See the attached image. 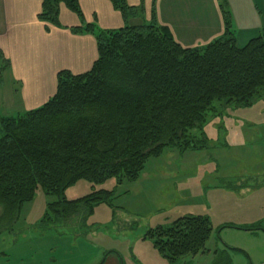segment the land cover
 Masks as SVG:
<instances>
[{
    "label": "trees",
    "instance_id": "obj_1",
    "mask_svg": "<svg viewBox=\"0 0 264 264\" xmlns=\"http://www.w3.org/2000/svg\"><path fill=\"white\" fill-rule=\"evenodd\" d=\"M78 1L42 0L37 18L59 28L64 6L81 19ZM108 1L124 26L97 34L92 25L85 26L97 48L91 69L81 75L60 71L56 92L45 104L0 116L1 231L11 229L37 189L56 199L44 215L49 227L67 224L81 211L89 215L99 204L111 207L114 190L93 188L72 201L65 199V191L79 181L99 186L114 179L116 187L134 182L148 159L164 150H203L208 113H215L216 106L250 108L264 90V28L237 46L224 0H218L222 36L198 48L181 47L167 28L156 24L153 13L148 24L127 25L142 8L130 7L126 0ZM8 68L0 53V85ZM225 228L264 231L259 225H223L217 231ZM211 233L207 217L187 215L145 237L173 264L203 253Z\"/></svg>",
    "mask_w": 264,
    "mask_h": 264
},
{
    "label": "rangeland",
    "instance_id": "obj_2",
    "mask_svg": "<svg viewBox=\"0 0 264 264\" xmlns=\"http://www.w3.org/2000/svg\"><path fill=\"white\" fill-rule=\"evenodd\" d=\"M16 89L6 77L0 87V116L21 113ZM215 110L206 115L203 150H164L148 159L134 182L116 187L114 179L99 186L79 181L65 191V199L72 201L93 188L114 190L111 207L99 204L89 215L81 211L69 223L49 227L43 219L56 199L37 189L11 229H0V264H104L109 255L118 264H170L145 235L187 215L207 217L214 235L204 259L186 257L177 264H208L210 259L217 264H264V244L246 231L215 233L223 225L264 229V90L250 108ZM241 186L246 189L238 193ZM214 240L242 251L219 252Z\"/></svg>",
    "mask_w": 264,
    "mask_h": 264
},
{
    "label": "crops",
    "instance_id": "obj_3",
    "mask_svg": "<svg viewBox=\"0 0 264 264\" xmlns=\"http://www.w3.org/2000/svg\"><path fill=\"white\" fill-rule=\"evenodd\" d=\"M126 2L130 7L142 8L141 13L127 20V25L148 24L153 13L156 24L167 28L175 42L183 48L205 46L221 37L224 31V20L217 0ZM225 3L231 32L237 46L243 47L264 28V0H226ZM41 4L42 0H0V53L9 63V68L2 73L1 85L7 77L17 88L16 108L22 110L21 113L41 107L54 96L56 75L60 71L81 75L91 69L97 59V48L94 35L83 30L86 25H92L96 34L116 31L124 26L120 14L108 0H79L81 19L60 6L59 28L38 20ZM74 29H81L82 32L74 33ZM244 189L238 187L237 192ZM225 229L217 232L218 237ZM247 233L264 244L261 230ZM213 235L212 229L207 243ZM214 248L222 253L238 250L222 240L218 243L215 241ZM205 251L188 258L192 261L204 259ZM110 256L104 264H118ZM214 262V259H210L208 264Z\"/></svg>",
    "mask_w": 264,
    "mask_h": 264
}]
</instances>
